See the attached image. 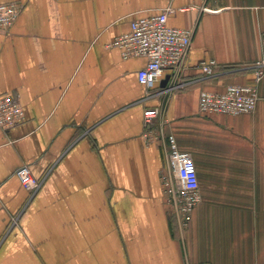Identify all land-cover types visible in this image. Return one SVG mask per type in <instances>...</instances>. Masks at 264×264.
Wrapping results in <instances>:
<instances>
[{
	"label": "crops",
	"instance_id": "1",
	"mask_svg": "<svg viewBox=\"0 0 264 264\" xmlns=\"http://www.w3.org/2000/svg\"><path fill=\"white\" fill-rule=\"evenodd\" d=\"M11 2L24 9L0 31V96L17 97L26 121L0 129V264H264V77L252 113L199 112L201 91L252 82L264 0H0ZM163 12L192 45L149 91L137 79L147 60L107 45ZM149 109L198 170L186 229L162 186L165 136L145 142ZM26 165L33 193L16 176Z\"/></svg>",
	"mask_w": 264,
	"mask_h": 264
},
{
	"label": "built area",
	"instance_id": "2",
	"mask_svg": "<svg viewBox=\"0 0 264 264\" xmlns=\"http://www.w3.org/2000/svg\"><path fill=\"white\" fill-rule=\"evenodd\" d=\"M24 9L20 2L0 4V31H9ZM170 12H163L134 20L130 32L116 38L107 49H118L124 60L145 58L146 66L137 73L140 86L149 91L156 89L169 73L177 74L185 64L192 45L193 31L171 27ZM261 59L251 65L252 82L246 85H228L221 92L201 91L199 112L204 116H238L252 113L257 105L258 84L264 77V35L261 37ZM201 71L213 76L218 69L215 61L203 62ZM160 111L144 112L145 142L151 145L165 136L167 146V168L161 180L171 213L176 216L181 229H186L193 218L195 208L201 203L199 176L193 158L179 150L176 138L166 135L154 121ZM26 121L20 100L14 95L0 96V129L8 131ZM16 176L22 187L33 193L41 182L32 174L29 166L17 170Z\"/></svg>",
	"mask_w": 264,
	"mask_h": 264
},
{
	"label": "water",
	"instance_id": "3",
	"mask_svg": "<svg viewBox=\"0 0 264 264\" xmlns=\"http://www.w3.org/2000/svg\"><path fill=\"white\" fill-rule=\"evenodd\" d=\"M169 81H170V77L167 76V77L165 78V80L162 81L161 87H162V88H166V87L168 86V84H169Z\"/></svg>",
	"mask_w": 264,
	"mask_h": 264
}]
</instances>
